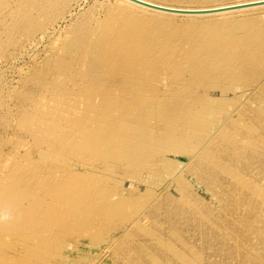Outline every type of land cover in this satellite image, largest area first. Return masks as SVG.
Here are the masks:
<instances>
[{
	"label": "rangeland",
	"instance_id": "rangeland-1",
	"mask_svg": "<svg viewBox=\"0 0 264 264\" xmlns=\"http://www.w3.org/2000/svg\"><path fill=\"white\" fill-rule=\"evenodd\" d=\"M119 6L0 0V264H264L262 84L222 52L226 83L195 79L207 25L145 67L159 86L133 82L140 47L117 70L113 52L142 43L138 30L162 34L167 15L127 23ZM251 16L264 8L217 18Z\"/></svg>",
	"mask_w": 264,
	"mask_h": 264
},
{
	"label": "bare ground",
	"instance_id": "bare-ground-1",
	"mask_svg": "<svg viewBox=\"0 0 264 264\" xmlns=\"http://www.w3.org/2000/svg\"><path fill=\"white\" fill-rule=\"evenodd\" d=\"M126 4V6H119L118 9L121 10L120 15L124 17H129V21L127 23H132L135 17H139L144 15V12H153L156 14L167 15L166 19L161 18L157 24L161 26L164 30L162 34L155 35L152 33V30L143 29L138 30V34L141 36V42L137 46L122 49L120 46H117V51L110 53L109 56H116L115 65H117V69L126 61L131 60L129 55V50H135L137 47L139 48L140 58L135 61L136 63L130 65L133 82L144 83L146 80L149 81L151 87L155 89V87L159 86V82H155L156 80L152 79V73L143 74V70L149 64H154L156 66H160L166 60V49L168 45L172 41H180L185 36V34H189L195 28L200 25H207L208 28L214 29L212 31L205 32L201 35V39L197 38L194 41L193 49L194 52L197 53V57L192 65V70L195 74L196 78L202 79V84L205 86L212 85L214 80H220L223 83H226L228 80V66L229 63H222V58L218 57L216 54L219 52L226 53L225 58H235L238 61L244 62V66L235 67L237 70L250 73L249 77H254L256 80H259L264 88V16H251L249 18H236V17H224L219 19L220 15H225L228 13H234L239 11H247L250 9H259L264 8L262 6H256L251 8L237 9L226 12L207 14V15H179V16H190L187 17V21L182 23H176L173 21L171 17L168 16V13L150 10L143 6L137 5L133 2L127 0H120ZM148 3L160 5L168 8H175L180 10H210V9H218L223 7H230L235 5H240L249 2L261 1V0H234L228 2L214 3L208 5L201 6H180V5H172L167 4L155 0H143ZM172 15V14H171ZM174 15V14H173ZM211 17H216V19H211ZM137 20V19H134ZM219 20H222L219 22ZM35 21V20H34ZM32 23V22H31ZM137 23V22H133ZM218 25L222 27H226L225 30L219 29ZM218 27V29H216ZM112 34V32H111ZM156 37V38H155ZM163 37V41L161 42L163 45L157 43V39ZM219 39L223 44H217L216 40ZM161 46L164 54L162 57H157L156 52ZM102 47H104L102 45ZM168 51V50H167ZM102 60V59H101ZM232 61V60H231ZM98 63H95L94 67L97 69ZM240 63V62H239ZM98 66V67H97ZM102 68V67H100ZM127 73V72H126ZM124 73V74H126ZM120 73L114 72L112 76H117ZM111 76V74H110ZM164 89L167 92L173 91V85L169 84L164 86ZM203 97L199 99V101L203 100ZM211 101V99H210ZM162 136V139H167V142H170L173 145V149L175 154H190L191 151H183L182 146L178 137H174V135L167 136L163 134H159V137ZM207 137V136H206ZM205 137V138H206ZM189 139V138H186ZM179 145V146H178ZM190 145V144H189ZM194 146V147H193ZM196 149V145H192L189 148ZM197 150V149H196ZM151 152V150H149ZM170 154V153H169ZM150 159L156 158V150H153L152 153L148 156ZM187 158V157H186ZM206 158V157H204ZM189 159V158H187ZM185 160V159H184ZM172 168V167H170ZM177 167L173 168L171 171H175ZM171 178V177H170ZM169 178V179H170ZM168 179V180H169ZM198 193V191H197Z\"/></svg>",
	"mask_w": 264,
	"mask_h": 264
},
{
	"label": "water",
	"instance_id": "water-1",
	"mask_svg": "<svg viewBox=\"0 0 264 264\" xmlns=\"http://www.w3.org/2000/svg\"><path fill=\"white\" fill-rule=\"evenodd\" d=\"M127 1L133 2L137 5L143 6L145 8L150 9V10L165 12L168 14L191 15V16L214 14V13H220V12H226V11H231V10L251 8V7L264 5V0H261V1H255V2L240 4V5L230 6V7L210 9V10H180V9L168 8V7H163L160 5L148 3V2L143 1V0H127Z\"/></svg>",
	"mask_w": 264,
	"mask_h": 264
}]
</instances>
